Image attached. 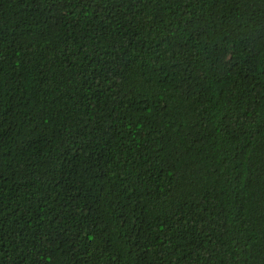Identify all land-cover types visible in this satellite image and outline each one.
Listing matches in <instances>:
<instances>
[{
  "label": "trees",
  "instance_id": "obj_1",
  "mask_svg": "<svg viewBox=\"0 0 264 264\" xmlns=\"http://www.w3.org/2000/svg\"><path fill=\"white\" fill-rule=\"evenodd\" d=\"M0 264H264V0H0Z\"/></svg>",
  "mask_w": 264,
  "mask_h": 264
}]
</instances>
